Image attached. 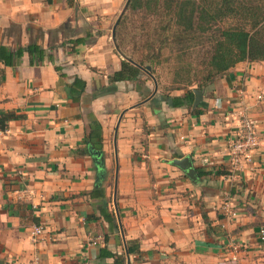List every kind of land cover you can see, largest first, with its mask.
I'll list each match as a JSON object with an SVG mask.
<instances>
[{
    "label": "crops",
    "instance_id": "crops-1",
    "mask_svg": "<svg viewBox=\"0 0 264 264\" xmlns=\"http://www.w3.org/2000/svg\"><path fill=\"white\" fill-rule=\"evenodd\" d=\"M126 2L0 0V43L54 55L0 62V116L17 117L0 139V264H232L231 242L248 244L242 264H264V102H255L264 63H241L209 86L199 114L156 103L161 88L145 71L149 92L119 83L92 99L121 68L114 31ZM76 77L86 82L79 102L67 87ZM240 89L261 144L237 174L230 112ZM92 121L102 151L86 141ZM187 156L198 185L171 164ZM37 224L44 230L33 242Z\"/></svg>",
    "mask_w": 264,
    "mask_h": 264
},
{
    "label": "trees",
    "instance_id": "trees-1",
    "mask_svg": "<svg viewBox=\"0 0 264 264\" xmlns=\"http://www.w3.org/2000/svg\"><path fill=\"white\" fill-rule=\"evenodd\" d=\"M140 13L144 14L145 21L149 17L157 18L153 36L160 38L155 42L143 39L140 49L136 38L132 37L135 54H142L134 58L124 50L129 26L134 16ZM148 25L150 23L145 22L141 27L146 29ZM114 37L116 49L124 58L121 68L108 77L109 85L95 92L92 99L114 94L119 83H137L139 89L149 92L147 79L141 77L145 71L155 77L161 88V93L153 99L156 103H165L169 108H188L199 114L204 102L193 110L195 90H206L241 63H264V0H127ZM83 41L79 39L73 43ZM157 43L158 48L155 46ZM165 50H170L167 56H163ZM25 54L33 63L54 62V55L39 45L12 51L0 43V62L6 67L14 66ZM163 64L170 66L171 77L166 83H161V77L156 74L157 68ZM55 69L65 77L61 67L56 66ZM2 81L0 71V83ZM67 87L71 99L79 102L85 93L86 82L76 77ZM175 91L185 93L176 96L173 95ZM16 118L11 113L2 114L0 128L6 130L8 123ZM90 126L86 141L102 151V127L97 121H92ZM97 193L100 192L95 189L90 195Z\"/></svg>",
    "mask_w": 264,
    "mask_h": 264
},
{
    "label": "built area",
    "instance_id": "built-area-1",
    "mask_svg": "<svg viewBox=\"0 0 264 264\" xmlns=\"http://www.w3.org/2000/svg\"><path fill=\"white\" fill-rule=\"evenodd\" d=\"M238 101L232 107L230 116L235 122L236 132L230 139V165L232 171L237 174L243 173L247 167L254 163L259 150L261 140L256 130L253 117L250 113V99L246 91H237ZM256 103L264 102V90L256 95ZM6 134V130L0 128V139ZM43 227L37 225L32 231V241L37 242L43 233ZM259 242L264 244V227L260 229L258 235ZM248 250L245 242L229 243V262L232 264H242L241 254Z\"/></svg>",
    "mask_w": 264,
    "mask_h": 264
},
{
    "label": "rangeland",
    "instance_id": "rangeland-1",
    "mask_svg": "<svg viewBox=\"0 0 264 264\" xmlns=\"http://www.w3.org/2000/svg\"><path fill=\"white\" fill-rule=\"evenodd\" d=\"M124 11H125V9L123 10V12ZM143 16H144L143 13L136 14L134 16L133 22L129 26V30H128L129 34H128V37H127V40H126L127 41V47L125 48L124 51L129 56H134V58H139L142 54H140V53L135 54L134 46H133L134 43L132 42L133 41L132 37L136 38L135 40L137 41L138 46L140 47V49H141V46L143 44V41H145L146 39H151V40H153L155 42L156 39L160 38L157 35L153 36V35H155L154 34V32H155L154 30L156 29V26H157V23H158L157 22V18L156 17H149V19L145 21L143 19ZM145 22L150 23V25L146 26V29H143V27H141V26ZM143 39H145V40H143ZM155 46L158 48L159 43H157ZM169 53H170V50H165L163 52V56H167ZM169 68H170V66L168 64H163L159 68H157V73L156 74H158L161 77V79H162L161 83H166L169 80V78L171 77L170 74H169L170 73L169 72ZM155 81H157V80L155 79Z\"/></svg>",
    "mask_w": 264,
    "mask_h": 264
},
{
    "label": "water",
    "instance_id": "water-1",
    "mask_svg": "<svg viewBox=\"0 0 264 264\" xmlns=\"http://www.w3.org/2000/svg\"><path fill=\"white\" fill-rule=\"evenodd\" d=\"M126 9V7H125ZM119 22V20H118ZM117 22V24H118ZM150 70V67L147 68ZM195 100L193 104V109H197L203 102L204 99V91L202 90H195ZM92 154L96 156L97 158L101 157V154L99 152L92 151ZM172 165L178 167L181 169L185 175L196 185L202 183V180L200 179V176L197 172V170L194 168L193 161L191 157L187 156L183 159H175L171 162Z\"/></svg>",
    "mask_w": 264,
    "mask_h": 264
}]
</instances>
